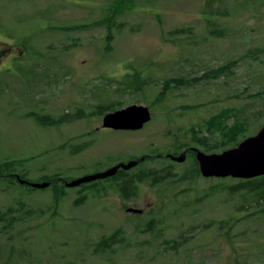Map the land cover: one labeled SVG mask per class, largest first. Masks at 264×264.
<instances>
[{
  "label": "rangeland",
  "instance_id": "374dc122",
  "mask_svg": "<svg viewBox=\"0 0 264 264\" xmlns=\"http://www.w3.org/2000/svg\"><path fill=\"white\" fill-rule=\"evenodd\" d=\"M114 1L0 0V159L15 160L30 181L58 175L64 184L147 153L186 151L185 160L127 169L177 173L139 183L129 198L102 179L101 193L66 186L58 205L51 186L0 178V211L15 208L12 225L0 222V264H264V199L221 189L240 178L193 177L187 151L206 152L190 130L221 111L233 112L229 124L246 122L242 140L264 126V0H133L103 22ZM219 6L229 15L206 13ZM77 25L85 26L65 29ZM231 60V74L190 82ZM133 69L154 82L126 88ZM167 78L184 83L159 99ZM117 102L148 106L151 120L140 130L105 128L99 112ZM119 228L125 239L97 254L95 243Z\"/></svg>",
  "mask_w": 264,
  "mask_h": 264
},
{
  "label": "trees",
  "instance_id": "16d2710c",
  "mask_svg": "<svg viewBox=\"0 0 264 264\" xmlns=\"http://www.w3.org/2000/svg\"><path fill=\"white\" fill-rule=\"evenodd\" d=\"M133 0H116L114 1V7L111 8V13H109V16L105 17L103 22H109V20H113V18L124 11L123 8H126L131 4ZM206 13L210 14L213 18H224L229 15L226 7H216L211 10H207ZM85 25H77V26H69L66 27V30L72 29V28H80ZM177 31H183V30H177ZM111 34H108L106 41L107 43H110L111 41ZM31 53L30 50H27ZM37 59L36 63H39L40 60L37 56H35ZM21 59V58H19ZM237 60H231L228 63L222 64L220 66H216L210 69H207L201 76L198 78H193L190 82H195L199 80L203 81H212L224 76H227L233 72V67L236 65ZM21 63L20 60L17 61V64ZM134 71V72H133ZM133 73L127 74V77L124 79V85H126V88L141 91L144 86L151 84L154 82V78L152 76L145 77L139 70L133 69ZM139 80V82H137ZM189 82V83H190ZM184 81L181 78H167L162 80V90L159 94V99L165 97V94L168 92V90L173 89L174 87H178L180 85H183ZM187 83V84H189ZM173 87V88H172ZM122 107V104L120 102H117V104L111 103L104 107V109H107L105 111L104 109H101L99 114L107 113L108 111H113L116 109H119ZM233 114L232 111L228 112L227 110L221 111L219 113L213 114L210 116L207 120H205L204 125L202 127H192L190 130V140L198 145H200L206 152H212L214 149L219 148H228L236 146L241 140H242V134L245 132L246 129V122L235 120L232 124H229V119L231 118V115ZM37 121L41 124H56L54 121H46L45 119L39 118L35 116ZM64 118H62L59 121H63ZM203 132H206L208 136L203 135ZM215 134H219L220 140L213 142L212 139ZM190 143L186 142L183 145V149H188ZM213 147V148H212ZM194 158L195 160V169L193 172H191V175L198 176L200 174L199 167H198V161L196 160V152L189 148L187 150ZM178 151H174L176 154ZM153 153V152H152ZM158 157H164L169 158L167 154L163 153H156L151 154L147 153L144 156V159L138 158V164L135 167H139L140 165H144V163L148 161H153L157 159ZM16 161L15 160H9V159H0V178L4 180H8L13 183H18V176L29 180L27 177V173L24 171L17 172L16 168ZM134 167V168H135ZM177 173L175 171H171L168 168L164 167L160 170L156 168H143L140 171L136 173H130L129 170L125 169H118L115 175L105 178L108 181H116L118 190L122 193V196L125 198H129L132 195L136 194V190L139 183H142L144 181L151 182V185H160L164 184L168 181V179L176 177ZM201 176V175H200ZM223 178V177H220ZM102 179L94 180L91 182H85L81 183L80 185H84L85 188L89 189L91 192L94 193H101L100 185L98 186V183ZM42 181H50V185L48 187H52L53 195H54V202L56 205L60 203L62 198L66 195V185L59 180L58 175H52V176H46L43 178ZM20 183V182H19ZM22 184L29 185L27 182H24ZM229 188L232 191H239V192H247L251 194L257 202L264 199V175L250 178V179H243L240 178V180L233 185H224L222 184L221 189ZM31 189H35L31 186ZM131 190V191H130ZM86 198V194H82L81 198H78L76 202L84 201ZM14 207L9 206L6 207L5 210L0 211V222L2 223L3 227L12 225V218L14 216ZM140 214V213H139ZM125 239L123 228L117 229L113 234L111 235H105L103 236L98 242L95 243V252L97 254H103L104 252H110L113 249V246L116 245L119 242H122ZM166 243L174 242L179 243L178 240H166ZM176 245V244H175ZM173 246V245H172ZM10 261L13 259L11 256L9 257ZM8 263V262H7ZM238 264H241V261L237 260Z\"/></svg>",
  "mask_w": 264,
  "mask_h": 264
},
{
  "label": "water",
  "instance_id": "95a60500",
  "mask_svg": "<svg viewBox=\"0 0 264 264\" xmlns=\"http://www.w3.org/2000/svg\"><path fill=\"white\" fill-rule=\"evenodd\" d=\"M152 114L148 106L143 104H131L110 112L103 118V126L114 130H140L151 120ZM196 152V159L200 172L204 177H235L250 179L264 175V126L254 135L241 140L236 146L224 149L221 152L207 153L197 147L192 148ZM169 158L175 161H184L186 151L181 155L169 154ZM144 159V156L141 157ZM138 164V160L116 164L104 171L86 175L70 182L66 186L74 187L81 183L105 179L116 174L118 169H130ZM20 183L27 182L34 188H46L50 181L34 182L18 176ZM127 211L142 213L141 209L128 208Z\"/></svg>",
  "mask_w": 264,
  "mask_h": 264
},
{
  "label": "flooded vegetation",
  "instance_id": "af4514ba",
  "mask_svg": "<svg viewBox=\"0 0 264 264\" xmlns=\"http://www.w3.org/2000/svg\"><path fill=\"white\" fill-rule=\"evenodd\" d=\"M2 51H4V50H0V58H1V56H2Z\"/></svg>",
  "mask_w": 264,
  "mask_h": 264
}]
</instances>
